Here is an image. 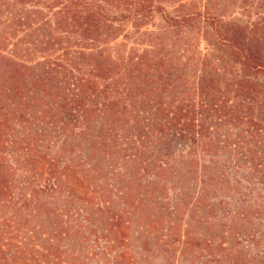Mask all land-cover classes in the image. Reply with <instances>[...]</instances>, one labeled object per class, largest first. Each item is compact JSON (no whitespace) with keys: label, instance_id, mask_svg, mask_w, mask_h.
Masks as SVG:
<instances>
[{"label":"trees","instance_id":"obj_1","mask_svg":"<svg viewBox=\"0 0 264 264\" xmlns=\"http://www.w3.org/2000/svg\"><path fill=\"white\" fill-rule=\"evenodd\" d=\"M29 10L48 12L44 26L57 36L76 32L90 52L64 54L27 79L0 70V264L246 262L217 231L210 200L230 195V178L213 154L253 153L264 141V0H14L20 19ZM158 20L163 34L143 30ZM128 25L154 39L142 58L135 49L128 58L109 52ZM186 29L207 50L195 101L174 93L148 101L138 90L144 72L159 74L176 52L155 40ZM146 59L153 64L143 70ZM199 155L209 166L194 161ZM167 189L179 198L173 212L155 197ZM194 191L187 230L178 233ZM92 240L103 243L99 254Z\"/></svg>","mask_w":264,"mask_h":264},{"label":"rangeland","instance_id":"obj_2","mask_svg":"<svg viewBox=\"0 0 264 264\" xmlns=\"http://www.w3.org/2000/svg\"><path fill=\"white\" fill-rule=\"evenodd\" d=\"M32 11L29 10L27 14H23L25 17L20 19V14L14 11V0H0V62L2 63L0 70L8 69L27 79L28 76L38 70V67H43L42 65H47L48 62L57 64L64 60V54L70 52L72 55H76L79 52H90L86 50L88 44L82 37L77 36L78 38H75L72 36H76V32L57 36L48 26H44L45 21L50 19L48 12L42 11L36 15ZM233 15L239 16V13L235 11ZM164 27L165 25L158 20L157 25L144 26L143 30L163 34L165 32ZM44 28L45 30H43ZM49 30L53 34V39ZM164 37L161 36V39L155 40V43L158 45L162 40L163 45L166 46L163 48H167L169 44H174L176 52L168 55L165 64L158 70L159 74L150 73L152 70L146 69V62L150 65L153 64L151 59L143 61L142 68L143 70L146 69V73L144 72L143 79L140 80L138 90L147 94V97L144 98H147L148 101H172L170 95L174 93L177 94L178 100L194 102L196 94L194 91V74L202 65L206 64L203 56L207 52L206 46L200 43L199 37L188 29L178 32L176 36ZM152 40L154 39L150 36L141 40L139 32L136 33L128 25L124 28L122 37L109 46V52L114 54L120 51L121 55L128 58L130 51L135 49V57L142 58L147 51L153 50L151 47ZM178 66H182V72L174 74L176 72L174 68ZM5 85L9 86L7 83ZM12 87H14V83H12ZM224 130L222 135L228 132L226 129ZM230 133L236 134L237 132L234 130ZM6 134H14V122ZM232 150L233 148L227 150L219 148V150H214L213 154L214 160L223 167V171L230 178V195L223 197L226 195L223 193L213 198L214 200H210L211 204L215 203L216 205L217 231L222 227L227 234L224 235L226 236L224 242H227L228 248L237 247L243 251V257L239 260L244 262L248 257L251 262L264 264V178L255 171L258 168L257 170L264 172V141L260 142L259 148L253 153L240 150L229 154ZM179 154L182 152L179 151ZM5 158L10 165H13L14 155L10 151L5 154ZM195 158L193 157L194 161L200 167L209 166L208 163L204 164L208 159L205 160L203 156L199 155ZM196 163L194 164L196 165ZM116 172L124 173L121 164L116 167ZM33 183L39 188L44 185V182H39V180H33ZM197 191L187 193L186 205L188 207L184 206L182 214L176 221L174 220L178 222V225L175 226L178 233L185 234L187 230L190 207L198 198ZM155 197L162 200L163 204L170 208V212L174 211L173 207L176 206V200L179 199L176 192L171 189H167L163 196L157 195ZM95 203L96 207L103 206L101 200H97ZM243 213L246 214L245 217L242 216ZM92 243L96 246L93 240ZM177 246H179L178 241ZM94 248V253L99 254L103 250V243H97ZM205 261L199 262V264L209 263V260ZM247 261L243 264H251ZM177 264H192V261L190 259Z\"/></svg>","mask_w":264,"mask_h":264}]
</instances>
